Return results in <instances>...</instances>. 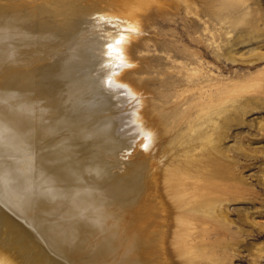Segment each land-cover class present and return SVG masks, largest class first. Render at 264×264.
Here are the masks:
<instances>
[{
    "label": "bare ground",
    "instance_id": "1",
    "mask_svg": "<svg viewBox=\"0 0 264 264\" xmlns=\"http://www.w3.org/2000/svg\"><path fill=\"white\" fill-rule=\"evenodd\" d=\"M179 1L0 0V264H203L215 255L232 178L216 157V122L203 115L214 95L195 103L206 116L198 124L214 126L183 154L166 150L161 129L143 128L141 100L123 112L139 96L127 70L152 9Z\"/></svg>",
    "mask_w": 264,
    "mask_h": 264
},
{
    "label": "rangeland",
    "instance_id": "2",
    "mask_svg": "<svg viewBox=\"0 0 264 264\" xmlns=\"http://www.w3.org/2000/svg\"><path fill=\"white\" fill-rule=\"evenodd\" d=\"M197 3L195 15L182 0L165 11L152 9L127 70L139 96L130 97L123 112L139 110L141 100L143 128L161 129L166 150L183 154L198 131L214 126L199 125L195 108L202 91L214 95L203 115L216 122V157L232 178L230 222L225 236L211 238L218 247L203 264H264V0Z\"/></svg>",
    "mask_w": 264,
    "mask_h": 264
},
{
    "label": "snow or ice",
    "instance_id": "3",
    "mask_svg": "<svg viewBox=\"0 0 264 264\" xmlns=\"http://www.w3.org/2000/svg\"><path fill=\"white\" fill-rule=\"evenodd\" d=\"M114 43H115L116 45L121 44V43H122V38H120V37L116 38L115 41H114ZM118 55H122V54L118 53Z\"/></svg>",
    "mask_w": 264,
    "mask_h": 264
}]
</instances>
